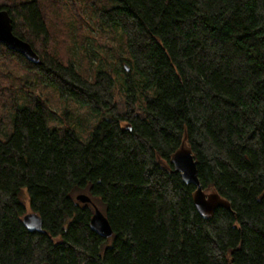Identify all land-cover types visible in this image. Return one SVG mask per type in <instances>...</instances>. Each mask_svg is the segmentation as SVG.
Masks as SVG:
<instances>
[{"label":"trees","instance_id":"16d2710c","mask_svg":"<svg viewBox=\"0 0 264 264\" xmlns=\"http://www.w3.org/2000/svg\"><path fill=\"white\" fill-rule=\"evenodd\" d=\"M82 3L0 0L40 56L0 43V264H264V0L100 1L124 40L121 90L110 69L73 63L63 26L74 13L83 35ZM12 66L87 109L89 132L52 120L46 92L24 84L21 98ZM183 145L230 208L198 211L171 160ZM22 188L45 231L24 226ZM93 203L109 238L90 227Z\"/></svg>","mask_w":264,"mask_h":264},{"label":"rangeland","instance_id":"374dc122","mask_svg":"<svg viewBox=\"0 0 264 264\" xmlns=\"http://www.w3.org/2000/svg\"><path fill=\"white\" fill-rule=\"evenodd\" d=\"M80 1L83 2L82 7L85 12V18H87V22L84 23L83 27V35H80L79 20L74 13H71V15L66 14L65 26H63L67 32V42L73 63L79 72L88 75L90 78H94L96 75V71L91 69L92 64H94L96 69L98 66H101L103 70L110 69L121 85L119 87L121 90L122 86H126V75L123 69L126 65L124 60L127 58L121 31L114 28L112 32L111 27L97 18V9L101 5L100 1L102 2V0ZM62 38L54 35L52 37V46L56 45L57 41H61ZM83 43L87 45V48L82 46ZM90 55L93 56L91 62L89 61ZM94 57H98L100 61ZM6 70L12 73V85L21 98L25 97V94L21 93V86L24 84L26 88L29 87L38 94H44L48 90L51 92L50 88L45 90V87L39 85L36 78L30 77L26 72L16 67L12 66L10 69L6 68ZM46 97L50 108L54 112L52 120L67 124L78 133L89 132L91 129L90 125L93 124V118L87 109L82 108L73 100L64 101L57 91H54L52 95L47 94ZM137 100L141 102V98H137ZM0 113L2 114L1 110ZM127 125L126 122H122V126L126 127ZM206 193L209 194L208 192ZM21 197L26 207V213L33 212L26 188H22Z\"/></svg>","mask_w":264,"mask_h":264},{"label":"water","instance_id":"95a60500","mask_svg":"<svg viewBox=\"0 0 264 264\" xmlns=\"http://www.w3.org/2000/svg\"><path fill=\"white\" fill-rule=\"evenodd\" d=\"M0 43L7 48L22 54L31 62H39L40 56L33 49L32 45L26 40L17 36L13 31V21L8 10L0 8ZM172 163L176 171L180 172L183 180L187 184L197 187L194 201L198 211L205 215H212L219 206L230 208L229 203L222 199L218 194H207L200 183L198 175L197 161L190 148L183 145L172 156ZM76 199L81 203H91L92 198L87 193H79ZM94 204V203H93ZM90 219V227L100 236L109 238L113 235V229L106 214L97 206ZM24 226L30 230L45 231L43 229L42 217L38 212H27L22 219Z\"/></svg>","mask_w":264,"mask_h":264}]
</instances>
